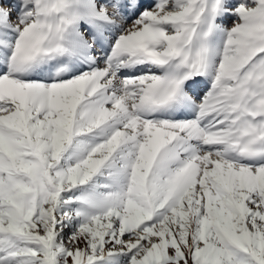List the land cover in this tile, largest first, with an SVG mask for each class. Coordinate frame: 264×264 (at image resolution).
<instances>
[{"label": "snow or ice", "instance_id": "obj_1", "mask_svg": "<svg viewBox=\"0 0 264 264\" xmlns=\"http://www.w3.org/2000/svg\"><path fill=\"white\" fill-rule=\"evenodd\" d=\"M0 264H264V0H0Z\"/></svg>", "mask_w": 264, "mask_h": 264}, {"label": "rangeland", "instance_id": "obj_2", "mask_svg": "<svg viewBox=\"0 0 264 264\" xmlns=\"http://www.w3.org/2000/svg\"><path fill=\"white\" fill-rule=\"evenodd\" d=\"M226 23H227L228 26L231 25V21H227ZM203 90H204V89H201V91H203Z\"/></svg>", "mask_w": 264, "mask_h": 264}]
</instances>
